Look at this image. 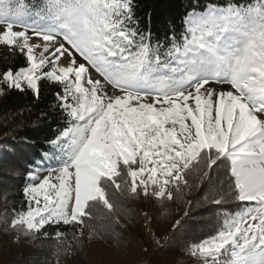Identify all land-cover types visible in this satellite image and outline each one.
Returning a JSON list of instances; mask_svg holds the SVG:
<instances>
[{
  "label": "snow or ice",
  "instance_id": "1",
  "mask_svg": "<svg viewBox=\"0 0 264 264\" xmlns=\"http://www.w3.org/2000/svg\"><path fill=\"white\" fill-rule=\"evenodd\" d=\"M135 8L0 0V98L39 99L47 81L67 122L40 157L48 166L26 169L27 206L12 210L8 229L17 239L60 225L82 234L97 205L124 211L117 193L171 201L192 187L190 176L207 181L224 166L222 191L205 201L238 210L217 212L214 230L184 251L194 264H264V0L194 4L164 52L138 27ZM16 152L14 142L0 162Z\"/></svg>",
  "mask_w": 264,
  "mask_h": 264
},
{
  "label": "trees",
  "instance_id": "2",
  "mask_svg": "<svg viewBox=\"0 0 264 264\" xmlns=\"http://www.w3.org/2000/svg\"><path fill=\"white\" fill-rule=\"evenodd\" d=\"M209 2L134 0L138 27L144 32L150 31L151 43L155 46L159 42L164 52L170 47L174 34L178 40L182 37V21L192 6ZM214 2L223 4L227 0ZM57 90V86L43 81L39 99L31 92L18 91L0 98V150L12 147L14 142L17 148L14 157L0 162V264H194L184 251L186 242L210 234L217 212L225 208L238 210L230 202L216 206L205 201L206 195L222 191L224 166L213 171L210 180L204 178L203 188L198 179L190 176L192 187L184 189L182 196L171 201L129 199L117 193L115 199L124 211L108 213L97 205L93 208V219L86 222L88 227L82 234L77 228L60 225L46 227L34 236L20 235L17 239L15 230L8 229L12 210L27 206L23 194L29 182L26 169L36 168L41 163L48 166L46 160L40 159L41 155L49 154L47 141L67 126L65 118L55 108ZM192 196L202 202L198 212L193 211ZM183 213L187 217L179 221L184 224V230L161 237L159 229L171 227L172 230L174 220ZM57 231L64 234L59 239ZM90 233H94L91 238ZM179 235L182 238H177ZM143 246H147V252L139 254Z\"/></svg>",
  "mask_w": 264,
  "mask_h": 264
},
{
  "label": "rangeland",
  "instance_id": "3",
  "mask_svg": "<svg viewBox=\"0 0 264 264\" xmlns=\"http://www.w3.org/2000/svg\"><path fill=\"white\" fill-rule=\"evenodd\" d=\"M15 30H17V31H19V30H21L18 26L15 28ZM29 35H31V33H29ZM33 43H41L42 41H40L38 38H34V40L32 41ZM37 51V53H39V49H37L36 50ZM77 59H78V61L79 62H83L79 57H77ZM64 62H66V61H64V60H62L61 61V63H64ZM92 75H93V78H100V77H98L97 76V74L95 73V71L94 70H92ZM209 87H212V88H214L217 92H219V91H226V90H228L229 89V85H226V84H215V83H212V84H210L209 85ZM107 88H108V90H109V92L111 93V91H112V89H111V86L110 85H107ZM44 175H47V171H43L42 173H40V176H41V178L44 176ZM204 178L205 177H203V175H201L199 178H196V179H198L199 180V183H202L203 181H204ZM38 182V181H37ZM192 198V205H193V211H195V212H198L197 210V208L200 206V205H202V202L198 199V200H196L195 201V197H191ZM189 214V213H188ZM187 214V215H188ZM176 215V214H175ZM176 217V216H175ZM187 216H185V214L183 213L181 216H179V218L178 219H176V220H174V223H173V225L175 224V222L177 221V220H181V219H183V218H186ZM191 218V220H193L192 219V217H190ZM167 221V220H166ZM187 223H188V221H187ZM183 225V226H182ZM182 226V228H180ZM171 229V227H169V228H166L165 230L164 229H159V231H158V233L161 235V237L164 235L165 237L167 236V235H170L171 233L172 234H176L177 232H181V230H184V224L183 223H181L180 224V226H179V228H174V227H172V230H170ZM170 230V232H168ZM178 230V231H177ZM177 231V232H176ZM167 232V233H166ZM174 232H176V233H174ZM171 234V235H172ZM178 234V233H177ZM179 234H181V233H179ZM163 236V237H164ZM177 238H182V235H179ZM146 247L147 246H143V248L141 249V250H139L138 251V253L139 254H145L146 252H147V250H146ZM70 253H72V250L70 251ZM137 253V254H138ZM77 264V263H76Z\"/></svg>",
  "mask_w": 264,
  "mask_h": 264
}]
</instances>
